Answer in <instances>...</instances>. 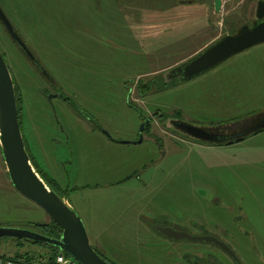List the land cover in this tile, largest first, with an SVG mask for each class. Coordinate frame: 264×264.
<instances>
[{
    "label": "rangeland",
    "instance_id": "374dc122",
    "mask_svg": "<svg viewBox=\"0 0 264 264\" xmlns=\"http://www.w3.org/2000/svg\"><path fill=\"white\" fill-rule=\"evenodd\" d=\"M259 1L229 0L215 13L213 0H0L51 77L0 23L27 153L65 191L90 246L109 264H236L211 244L170 241L152 226L216 238L240 264H264V130L213 146L174 133L169 122L236 128L264 115V43L193 79L171 75L249 27ZM6 174L0 156V227L37 232L30 223L49 218ZM25 252L46 250L0 241V255Z\"/></svg>",
    "mask_w": 264,
    "mask_h": 264
},
{
    "label": "water",
    "instance_id": "95a60500",
    "mask_svg": "<svg viewBox=\"0 0 264 264\" xmlns=\"http://www.w3.org/2000/svg\"><path fill=\"white\" fill-rule=\"evenodd\" d=\"M226 1L229 0H213L214 12L219 13L223 2ZM255 18L256 22L251 27H242L235 35H227L221 38L187 63L174 69L171 75H178L181 81L193 79L215 68L227 59L253 46L264 43V0L257 3ZM0 23L21 53L37 68L44 78L51 80L49 74L42 68L35 56L15 32L1 9ZM51 97L49 96L48 100ZM148 123L149 121L146 120L141 125L137 143L142 142V133ZM176 125L178 129L194 140L219 145L233 142L259 130H264V115L258 118L255 124L246 130L232 135L211 133L207 128H198L184 122H177ZM0 156L5 164L7 177L12 188L28 202L42 210L61 230L59 238L54 239L26 229L0 227V240L13 239L50 246L56 248L78 264H109L90 246L80 216L69 206L66 200L62 199L50 188L31 164L20 130L14 84L10 71L1 54ZM152 228L157 234L170 241L211 244L224 252L236 264H240L234 252L225 243L216 238L191 236L187 233L179 232L172 227L152 226Z\"/></svg>",
    "mask_w": 264,
    "mask_h": 264
},
{
    "label": "trees",
    "instance_id": "16d2710c",
    "mask_svg": "<svg viewBox=\"0 0 264 264\" xmlns=\"http://www.w3.org/2000/svg\"><path fill=\"white\" fill-rule=\"evenodd\" d=\"M238 30H232L230 32L229 35H235L237 33ZM225 37V36H224ZM223 38V37H222ZM12 77V76H11ZM12 81H13V84H14V89H15V98H16V104H17V111H18V120H19V125H20V118H21V112H22V103H21V98H20V95L18 93V86L14 83V79L12 77ZM50 81V80H48ZM149 126V125H148ZM146 126V129L147 127ZM222 129L223 126H219L217 128H214V130H218V129ZM145 129V130H146ZM171 131L173 132H176V133H180L182 137L186 138V139H190L192 141H197V140H194L192 138H190L188 135H186L185 133H183L181 130H178L177 128H175L174 126H171ZM263 130H259L257 132H254L250 135H254V134H257L259 132H261ZM145 132V131H144ZM249 135V136H250ZM248 136H246L245 138H241V139H238V140H235L233 142H227V143H223L221 144L222 146H228V145H232L233 143L236 144V142H240V141H243L244 139H246ZM23 142L24 139H23ZM200 142V141H199ZM25 145V143H24ZM213 146H215V144H211ZM26 149V147H25ZM27 151V149H26ZM28 152V151H27ZM28 154V153H27ZM29 156V159L31 161V164L33 165V167L35 168V170L37 171V173L41 176V178L50 186V188L52 190H54L62 199L66 200V196L65 195V191H63L60 186H58L57 184H51L49 182V179L46 180L45 179V176L44 175H41L40 171L37 170V168L35 167V165L33 164L32 162V159L30 157V155L28 154ZM7 175V174H6ZM30 225L34 226L38 231V233L40 234H43L45 236H48L50 238H54V239H57L59 238L60 234H61V230L60 228H58L50 219L47 223H30ZM2 240H5V241H9V240H12L14 242H18L19 244L22 243V241H18V240H13V239H2ZM0 240V241H2ZM27 242V241H25ZM29 243L30 245L32 246H37V247H41V248H44L46 250V253L43 254V255H36V254H30L28 252H25L24 254L20 255L17 253V255H14L12 258L16 261H20L22 262L23 264H56L55 263V258L58 254H63L61 252H59L56 248H53V247H50V246H46V245H39V244H34L32 242H27ZM99 254V253H98ZM64 256H66L65 254H63ZM100 255V254H99ZM2 257H6L4 255H0ZM101 256V255H100ZM67 257V256H66ZM103 258V257H102Z\"/></svg>",
    "mask_w": 264,
    "mask_h": 264
},
{
    "label": "flooded vegetation",
    "instance_id": "af4514ba",
    "mask_svg": "<svg viewBox=\"0 0 264 264\" xmlns=\"http://www.w3.org/2000/svg\"><path fill=\"white\" fill-rule=\"evenodd\" d=\"M256 22V20L254 21V22H252V24L249 26V27H251L254 23ZM244 27H248V26H244ZM239 31V30H238ZM220 40V39H219ZM218 40H216L215 42H217ZM214 42V43H215ZM212 45V44H211ZM209 47V46H208ZM32 64V63H31ZM181 65H183V63L182 64H179V65H177L176 67H175V69L176 68H179ZM33 67H35V66H33ZM36 68V67H35ZM37 69V68H36ZM174 77L176 78V79H178L179 81H181V79H180V77L178 76V75H174ZM262 119V118H261ZM146 120H148L149 121V119H145L144 120V122L146 121ZM259 121V120H258ZM170 125L171 126H174L175 128H177L178 129V127H177V125H176V123L177 122H182V121H180V120H173V119H171L170 121ZM255 122L256 121H253V122H251V123H246L244 126H239V127H232V128H222V129H218V130H214V128H207L208 129V131L209 132H211V133H216V134H222V135H232V134H235V133H238V132H241V131H244V130H246L247 128H249L250 126H252L253 124H255ZM149 123H150V121H149ZM149 123H148V125H149ZM147 125V126H148ZM178 130H180V129H178ZM174 133H176V132H174ZM177 134H179V133H177ZM249 136V135H248ZM243 138H245V137H243ZM245 140V139H244ZM242 141H240V142H236V144H238V143H241ZM204 143H207V142H204ZM208 144H212V143H208ZM234 144V143H233ZM215 146H222L221 144H215Z\"/></svg>",
    "mask_w": 264,
    "mask_h": 264
},
{
    "label": "built area",
    "instance_id": "2783aa9c",
    "mask_svg": "<svg viewBox=\"0 0 264 264\" xmlns=\"http://www.w3.org/2000/svg\"><path fill=\"white\" fill-rule=\"evenodd\" d=\"M56 264H78L69 257L64 256L63 254H58L55 258ZM0 264H23L20 261H16L13 258L2 257L0 256Z\"/></svg>",
    "mask_w": 264,
    "mask_h": 264
},
{
    "label": "crops",
    "instance_id": "0c3cea01",
    "mask_svg": "<svg viewBox=\"0 0 264 264\" xmlns=\"http://www.w3.org/2000/svg\"><path fill=\"white\" fill-rule=\"evenodd\" d=\"M188 22H190V21H186V20H185V22H184V23L186 24V23H188ZM241 143H242V142H241ZM238 144H239V143H238ZM68 204H69V203H68ZM69 206H71V205L69 204ZM146 225H148V224H146ZM146 227H147V228H150V226H149V225H148V226H146ZM151 231H152V230H151ZM152 232H153V233H155V235H159V234H157V233H156L154 230H153Z\"/></svg>",
    "mask_w": 264,
    "mask_h": 264
}]
</instances>
